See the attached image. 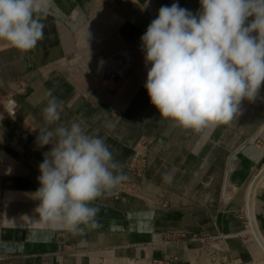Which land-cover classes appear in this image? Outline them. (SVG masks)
<instances>
[{"label": "crops", "instance_id": "crops-1", "mask_svg": "<svg viewBox=\"0 0 264 264\" xmlns=\"http://www.w3.org/2000/svg\"><path fill=\"white\" fill-rule=\"evenodd\" d=\"M173 3L200 8L199 0H49L34 49L0 41V264H202L205 249L264 264V84L214 129L160 118L144 87L140 37ZM49 90L62 102L57 124L78 121L103 137L117 171L138 184L94 201L99 226L84 235L53 230L34 212L39 164L52 147L37 144ZM136 155L146 158L142 177L130 170Z\"/></svg>", "mask_w": 264, "mask_h": 264}, {"label": "clouds", "instance_id": "clouds-1", "mask_svg": "<svg viewBox=\"0 0 264 264\" xmlns=\"http://www.w3.org/2000/svg\"><path fill=\"white\" fill-rule=\"evenodd\" d=\"M48 3L0 0V41L20 52L34 49L44 38ZM199 3L196 14L178 3L161 6L140 37L151 104L160 118L195 132L232 122L264 84V0ZM48 96L37 144L52 147L39 164L34 212L53 230L84 235L85 226H99L93 202L127 176L103 137L78 121L57 124L62 102L51 90Z\"/></svg>", "mask_w": 264, "mask_h": 264}, {"label": "built area", "instance_id": "built-area-1", "mask_svg": "<svg viewBox=\"0 0 264 264\" xmlns=\"http://www.w3.org/2000/svg\"><path fill=\"white\" fill-rule=\"evenodd\" d=\"M146 167V158L144 155H136L132 158L130 162V170L133 174L137 176H144ZM138 189V184L134 181H122L116 188L113 189V194L116 198H119L123 192L133 193ZM202 256V257H201ZM203 258L202 264H246V263H236L232 260L221 258L217 255L216 251L210 249L203 250L200 255ZM143 264H168L165 259H150Z\"/></svg>", "mask_w": 264, "mask_h": 264}, {"label": "water", "instance_id": "water-1", "mask_svg": "<svg viewBox=\"0 0 264 264\" xmlns=\"http://www.w3.org/2000/svg\"><path fill=\"white\" fill-rule=\"evenodd\" d=\"M263 171H264V167H262L261 173H263ZM257 237H258V240L260 241V243L262 244V246L264 247V240L262 239V237L259 234H257Z\"/></svg>", "mask_w": 264, "mask_h": 264}]
</instances>
